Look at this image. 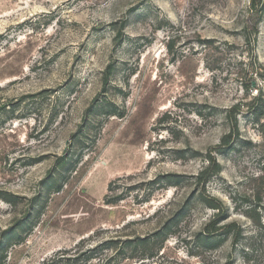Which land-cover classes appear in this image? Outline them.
<instances>
[{
    "label": "rangeland",
    "instance_id": "rangeland-1",
    "mask_svg": "<svg viewBox=\"0 0 264 264\" xmlns=\"http://www.w3.org/2000/svg\"><path fill=\"white\" fill-rule=\"evenodd\" d=\"M260 91L264 0H0V264H264Z\"/></svg>",
    "mask_w": 264,
    "mask_h": 264
},
{
    "label": "trees",
    "instance_id": "trees-1",
    "mask_svg": "<svg viewBox=\"0 0 264 264\" xmlns=\"http://www.w3.org/2000/svg\"><path fill=\"white\" fill-rule=\"evenodd\" d=\"M239 107L241 109L240 105H239ZM249 109H250V112H252L254 115H256L258 117L261 116V115H264V93H262V91H260L259 94L254 97V100L250 104V108ZM235 126H237V119H235ZM263 129H264V125H263ZM116 199L109 201V203L114 204ZM210 208L217 209V207L215 205H211ZM83 256H85V255H83ZM63 259L64 258L59 259L58 260L59 263H57V264H81V262L83 261L82 258H72V260L71 259L63 260ZM89 259H91L90 256L89 257H84V261H87ZM54 261H56V259Z\"/></svg>",
    "mask_w": 264,
    "mask_h": 264
}]
</instances>
